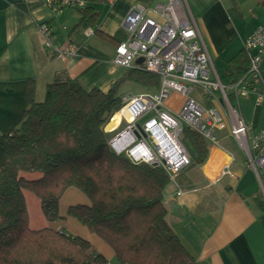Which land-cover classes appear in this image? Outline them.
I'll list each match as a JSON object with an SVG mask.
<instances>
[{
    "label": "trees",
    "instance_id": "1",
    "mask_svg": "<svg viewBox=\"0 0 264 264\" xmlns=\"http://www.w3.org/2000/svg\"><path fill=\"white\" fill-rule=\"evenodd\" d=\"M137 1L150 5L154 0ZM261 6L264 10V0ZM79 12L77 24L95 23L97 13L91 7ZM123 38L118 31L110 40L117 44ZM228 64L231 82L248 67L244 51ZM124 81L143 91L158 87L156 74L129 68L105 92L84 89L70 79H54L45 87L44 100L36 101L34 83L28 81L22 119L0 134V264H110L80 236L47 225L28 226L24 190L38 196L44 219L52 223L62 219L59 201L68 188L80 191L88 202L69 205L65 216L108 245L116 264H198L166 221L165 172L158 166L132 163L108 144L113 133L104 127L120 108L118 89ZM180 139L191 163L205 159L206 144L198 134L184 128ZM26 171L40 176L25 178Z\"/></svg>",
    "mask_w": 264,
    "mask_h": 264
},
{
    "label": "crops",
    "instance_id": "2",
    "mask_svg": "<svg viewBox=\"0 0 264 264\" xmlns=\"http://www.w3.org/2000/svg\"><path fill=\"white\" fill-rule=\"evenodd\" d=\"M83 1V7L97 13L92 26L86 21L77 24L83 7L56 11L42 0H0V134L22 119L29 80L34 83V94L38 86L45 88L54 79H70L84 89L105 92L126 73L127 68L112 61L116 44L110 39L122 31L121 22L137 0ZM261 1L187 0L213 67L222 61L226 77L228 61L242 49V41L255 27L264 25ZM43 23L52 28L54 45L73 47L65 60L46 47L39 30ZM176 95L172 93L170 99ZM193 97L201 105L208 104L197 89ZM252 100H240L239 107L250 133H255L264 110ZM241 104L248 115L243 116ZM219 133L221 148L204 141L205 159L190 162L180 171L176 183L182 192L177 194L174 186H168L163 198L166 221L198 264H264V168L255 171L236 140L225 131ZM227 161L230 173L218 175ZM71 189L59 201L62 219L46 225L86 239L92 251L116 264L108 245L65 216L69 205L88 202L80 191Z\"/></svg>",
    "mask_w": 264,
    "mask_h": 264
},
{
    "label": "built area",
    "instance_id": "3",
    "mask_svg": "<svg viewBox=\"0 0 264 264\" xmlns=\"http://www.w3.org/2000/svg\"><path fill=\"white\" fill-rule=\"evenodd\" d=\"M56 11L64 7H83V0H42ZM124 38L114 48L113 63L124 68H141L158 77L155 91L123 95L120 122L108 132L111 150L132 163L160 167L168 177V186L178 188L176 178L188 166L191 157L180 136L184 128L198 134L210 147L221 148L218 133L225 131L247 155L255 171L264 168V118L257 132L240 113L239 102L252 97L264 110V25L255 27L242 41L246 71L222 81L205 47L187 0H167L150 5L139 1L128 9L121 22ZM45 45L58 58L66 59L73 47L60 48L51 41L52 28L40 24ZM142 58V62L135 61ZM197 89L207 100L201 105L194 97ZM175 93L180 103L169 104ZM111 119V118H110ZM220 174L230 173L228 161Z\"/></svg>",
    "mask_w": 264,
    "mask_h": 264
},
{
    "label": "rangeland",
    "instance_id": "4",
    "mask_svg": "<svg viewBox=\"0 0 264 264\" xmlns=\"http://www.w3.org/2000/svg\"><path fill=\"white\" fill-rule=\"evenodd\" d=\"M220 61L221 60H219V62ZM221 62L220 63H214L215 69H216L217 74L219 75V78L222 81H226L227 80L226 71L224 70V67H223ZM118 90L122 96L123 95H129V94H136V93L143 91L139 87H137L134 83H132L130 81L122 82L121 85L119 86ZM44 97H45V88H43L42 86H38L37 91L34 94V99L36 101H43ZM179 103H180V98L178 95H176V97L171 98V100L169 102V104L173 108L178 106ZM205 106H207V105H205ZM241 110H242L243 116L246 114L248 115V113H249L248 110H246L245 106H243L242 104H241ZM104 129H105V127H104ZM219 134L220 133H218V135ZM219 137H220V135H219ZM229 145L231 146V144H229ZM232 147L234 148L235 145L232 144ZM234 149H236V147ZM23 175L25 178L34 179V178L39 177L40 173L37 171H26V172H23ZM71 190H73V191L76 190L77 192H79L75 188H72ZM23 195H24V199H25V203H26V207H27V211H28V226L32 229H37V228L46 226V220L44 219V217L42 215V211H41V208L39 205L38 196L34 192L29 191V190H24ZM72 220L77 223L76 220H74V219H72Z\"/></svg>",
    "mask_w": 264,
    "mask_h": 264
},
{
    "label": "bare ground",
    "instance_id": "5",
    "mask_svg": "<svg viewBox=\"0 0 264 264\" xmlns=\"http://www.w3.org/2000/svg\"><path fill=\"white\" fill-rule=\"evenodd\" d=\"M120 122V113L115 112L109 122L105 125V130H109L113 126L117 125Z\"/></svg>",
    "mask_w": 264,
    "mask_h": 264
},
{
    "label": "water",
    "instance_id": "6",
    "mask_svg": "<svg viewBox=\"0 0 264 264\" xmlns=\"http://www.w3.org/2000/svg\"><path fill=\"white\" fill-rule=\"evenodd\" d=\"M137 64H140L142 62V58H138L136 61H135Z\"/></svg>",
    "mask_w": 264,
    "mask_h": 264
}]
</instances>
